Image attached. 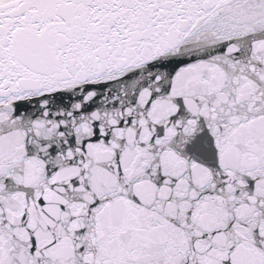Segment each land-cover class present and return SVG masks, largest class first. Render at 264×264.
Masks as SVG:
<instances>
[{
	"label": "snow or ice",
	"instance_id": "snow-or-ice-1",
	"mask_svg": "<svg viewBox=\"0 0 264 264\" xmlns=\"http://www.w3.org/2000/svg\"><path fill=\"white\" fill-rule=\"evenodd\" d=\"M0 264H264V0H0Z\"/></svg>",
	"mask_w": 264,
	"mask_h": 264
}]
</instances>
